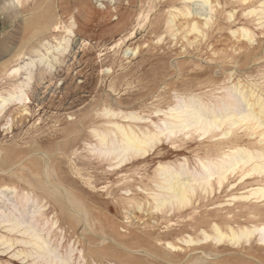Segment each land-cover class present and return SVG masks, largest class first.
Returning <instances> with one entry per match:
<instances>
[{
    "label": "rangeland",
    "instance_id": "rangeland-1",
    "mask_svg": "<svg viewBox=\"0 0 264 264\" xmlns=\"http://www.w3.org/2000/svg\"><path fill=\"white\" fill-rule=\"evenodd\" d=\"M234 87L264 96V0H0V216L31 197L23 219L37 212L51 247L34 262L5 223L0 264H264V175L154 208L159 165L199 172L221 135L163 138L119 166L94 150L124 116L153 131L179 97Z\"/></svg>",
    "mask_w": 264,
    "mask_h": 264
},
{
    "label": "bare ground",
    "instance_id": "bare-ground-1",
    "mask_svg": "<svg viewBox=\"0 0 264 264\" xmlns=\"http://www.w3.org/2000/svg\"><path fill=\"white\" fill-rule=\"evenodd\" d=\"M16 70L18 71V68ZM251 96L255 97L252 102L248 99L249 95L238 87H234L229 89L226 97L213 105H208L195 96L188 100L179 97L178 103L165 113L166 118L162 120L161 125L153 122L155 127L153 131L133 124V121L141 120V117L130 114L124 116L132 121L129 124L112 122L114 129L104 133L97 132L98 144L94 150L107 159H120L119 166L132 158L147 159L156 144L163 141V138L173 140L199 134L200 137L214 139L217 135H221V139L214 145L225 146L216 152V157L201 161L199 172H191L185 164L178 169L159 165L158 174L162 180L158 184L163 191L153 195L154 208L161 210L167 204L178 205L189 202V195L195 190L194 184L209 185L213 178L221 184L228 175H232L237 170L242 176L255 173L264 175V96H255V92H251ZM11 100V97L0 95V112ZM248 134L252 136L251 139H243V135ZM245 141L257 148L253 150L243 147L242 143ZM176 152L181 153V151ZM252 194H264V188L258 187L252 191ZM20 200L22 203L19 202V208L4 217L0 216V226L7 223L4 227L8 228V235L12 238L8 248L24 243L28 257L34 258L36 262L34 255L38 250L43 249L45 255H51V247L47 236H42L37 222L33 220L37 218V212H34L32 217L23 219L26 215L25 207L32 198L21 196ZM25 224L28 225L24 226ZM215 228L219 230L217 225ZM262 231L264 232V227ZM19 236L23 238L26 236L27 239L22 240ZM26 245L31 246L32 250L29 251ZM167 245L175 247L171 242ZM15 255L18 256V254Z\"/></svg>",
    "mask_w": 264,
    "mask_h": 264
}]
</instances>
